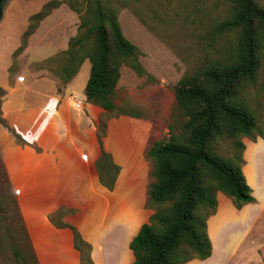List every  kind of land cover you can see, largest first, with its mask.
Instances as JSON below:
<instances>
[{"label": "rangeland", "instance_id": "374dc122", "mask_svg": "<svg viewBox=\"0 0 264 264\" xmlns=\"http://www.w3.org/2000/svg\"><path fill=\"white\" fill-rule=\"evenodd\" d=\"M50 1L11 0L4 9L0 21V85L12 79L21 84L32 77L46 76L56 80L59 93L70 86L68 97L82 98L86 107L83 91L90 71L88 60L66 85L56 75L62 66V53L79 33L78 12L83 9V0L74 3L78 12L62 0H53L58 6L34 21L32 32L22 41L30 16ZM256 1L264 7V0ZM110 5L117 10V22L125 39L138 51L141 68V74H137L121 66L114 102L120 112L141 114L148 141L165 142L170 129L178 134L183 122L173 94L179 81L209 64L227 61L233 52V34L214 32L217 24L230 16V6L223 0H111ZM1 91L0 120L13 129L3 116L5 92ZM240 94L243 104L255 114L262 134L255 135L253 141L241 139V169L255 202L236 209L218 192L215 212L207 219L211 255L204 261L195 259L185 264H264V46L255 85L246 86ZM96 114L97 123H106V127L108 121L115 122L120 117L103 110ZM4 122L0 123V131L15 142ZM216 148L223 157L232 156L236 150L230 140H222ZM146 163L148 184L151 167ZM20 188L12 189L0 159V264H34L17 198ZM141 196L140 184L132 183L129 188L120 183L109 197L115 216L126 219L130 214L139 219L140 225L147 222L152 211L142 205L139 213ZM99 220L103 221L102 216ZM128 237L129 232L118 245L121 262ZM14 250L21 253L22 260L16 259Z\"/></svg>", "mask_w": 264, "mask_h": 264}, {"label": "trees", "instance_id": "16d2710c", "mask_svg": "<svg viewBox=\"0 0 264 264\" xmlns=\"http://www.w3.org/2000/svg\"><path fill=\"white\" fill-rule=\"evenodd\" d=\"M10 1L0 0V21ZM76 1L62 0L78 12ZM223 1L230 6V16L217 24L214 32L233 34L235 47L230 58L209 64L179 81L173 92L183 119L179 133L174 134L171 128L169 140L150 139L145 145L144 159L150 164L151 171L144 207L152 214L129 243L132 264H185L195 259H208L211 244L207 219L215 212L216 194H223L236 209L255 202L241 169V151L244 149L241 139L253 141L255 135L262 134L257 128L255 114L243 104L240 93L256 82L264 46V7L256 0ZM110 2L83 0V9L78 12L79 33L62 53V66L56 75L62 85H66L88 60L90 71L83 91L85 104L104 112H116L115 117L142 119L139 113L120 112L114 102L121 66L125 65L137 74H141V68L137 63L138 51L125 39L117 22V10ZM57 6L58 3L52 0L30 16L22 41L32 32L33 22L43 19ZM6 128L15 143L28 144L8 125ZM105 135L106 123H97L100 154L94 166L99 184L111 192L120 167L102 146ZM222 140L233 142L236 150L232 156L219 154L216 146ZM72 213L73 209L59 208L48 218L55 227L72 231L80 264H93L91 246L77 229L63 222L64 216ZM26 238L28 241L27 234ZM31 250L30 247L34 264H38ZM13 252L17 260H22L21 253Z\"/></svg>", "mask_w": 264, "mask_h": 264}, {"label": "crops", "instance_id": "0c3cea01", "mask_svg": "<svg viewBox=\"0 0 264 264\" xmlns=\"http://www.w3.org/2000/svg\"><path fill=\"white\" fill-rule=\"evenodd\" d=\"M0 86L5 92L3 116L28 143L18 146L0 131V159L12 189L21 187L18 203L37 263L80 264L72 231L57 228L48 220L50 214L66 208L74 213L65 215L63 222L77 229L91 246L93 264H132L129 243L142 224L130 214L126 219L115 216L109 197L120 183L129 188L138 183L142 187L141 212L148 170L144 159L148 138L142 120L120 116L107 123L102 146L120 167L109 192L99 184L94 166L100 154L96 113L103 109L85 104V110L76 112L67 99L71 87L59 93L56 80L46 76L21 84L16 79L7 80ZM127 232L121 262L118 245Z\"/></svg>", "mask_w": 264, "mask_h": 264}, {"label": "built area", "instance_id": "2783aa9c", "mask_svg": "<svg viewBox=\"0 0 264 264\" xmlns=\"http://www.w3.org/2000/svg\"><path fill=\"white\" fill-rule=\"evenodd\" d=\"M68 100L72 104V107L74 108V110L76 111L83 110L84 101L82 98L69 96ZM82 158H85V155H83Z\"/></svg>", "mask_w": 264, "mask_h": 264}]
</instances>
